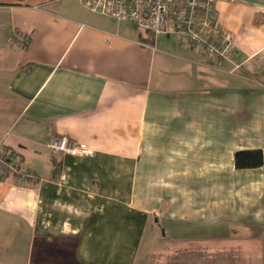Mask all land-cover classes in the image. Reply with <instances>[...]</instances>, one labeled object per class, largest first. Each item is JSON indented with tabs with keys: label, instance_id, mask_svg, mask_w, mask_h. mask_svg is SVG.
<instances>
[{
	"label": "crops",
	"instance_id": "0c3cea01",
	"mask_svg": "<svg viewBox=\"0 0 264 264\" xmlns=\"http://www.w3.org/2000/svg\"><path fill=\"white\" fill-rule=\"evenodd\" d=\"M215 8L230 59L80 0H0V141L36 175L0 172V264H264V0Z\"/></svg>",
	"mask_w": 264,
	"mask_h": 264
},
{
	"label": "built area",
	"instance_id": "2783aa9c",
	"mask_svg": "<svg viewBox=\"0 0 264 264\" xmlns=\"http://www.w3.org/2000/svg\"><path fill=\"white\" fill-rule=\"evenodd\" d=\"M94 12L119 20H132L154 35L174 32L177 38L204 48L210 55L230 59L234 43L230 34L216 19L217 0H80ZM13 40L18 45L30 42V37L15 31ZM54 152L83 154L84 148L74 139L54 135L49 144ZM0 172L15 175L29 182L36 179L33 171L22 165L21 154L0 141Z\"/></svg>",
	"mask_w": 264,
	"mask_h": 264
},
{
	"label": "trees",
	"instance_id": "16d2710c",
	"mask_svg": "<svg viewBox=\"0 0 264 264\" xmlns=\"http://www.w3.org/2000/svg\"><path fill=\"white\" fill-rule=\"evenodd\" d=\"M262 160L263 154L260 150L240 151L236 155V165L239 168L258 166Z\"/></svg>",
	"mask_w": 264,
	"mask_h": 264
}]
</instances>
